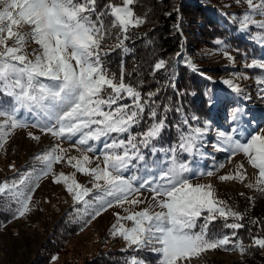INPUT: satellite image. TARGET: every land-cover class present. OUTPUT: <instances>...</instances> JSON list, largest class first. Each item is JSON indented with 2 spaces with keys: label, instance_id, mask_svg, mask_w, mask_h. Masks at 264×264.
Wrapping results in <instances>:
<instances>
[{
  "label": "snow or ice",
  "instance_id": "6c2138e0",
  "mask_svg": "<svg viewBox=\"0 0 264 264\" xmlns=\"http://www.w3.org/2000/svg\"><path fill=\"white\" fill-rule=\"evenodd\" d=\"M246 2L248 12L239 21L240 29L255 26L264 31V20L254 19L256 14L264 17V0ZM134 3L135 0H121L119 4L109 0L98 11L97 0H0V97L9 98L0 99V147L14 130L38 128L57 140L72 142L82 155L79 159L69 157L68 163L93 181L89 189L74 176L56 175L53 166L67 152L56 144L33 158L42 165L39 172L33 169L18 174L19 179L0 182V199L10 201V206L16 204V218L22 217L30 210L32 192L38 186L35 181L52 174L54 183L63 182L74 203L81 205L77 213L94 220L113 206L144 203L129 198L145 190L152 193L154 204L122 218L117 213L118 220H130L133 226L113 225L111 232L113 236H121L133 251L150 249L157 254L158 264H186L208 250H230L227 248L230 244L244 254L243 241L233 240L244 225L229 222V218L241 221L243 215L216 198L212 185L193 184L192 177L197 173L189 160L181 158L200 153L210 121L200 124L198 116L185 118L182 121L185 127L176 125L177 141L167 149L158 148L157 142L167 123L166 118H158L153 106L152 97L156 93L149 92L145 97L125 82L123 65L117 78L104 63V57L116 48L127 52L124 41L129 39L130 28L145 22L135 14ZM105 17H111L110 24H105ZM109 39H115L116 43L107 44ZM260 39L264 40V34ZM28 41L39 45L32 58L24 51ZM222 43L216 41L217 45ZM187 63L193 72L197 71L193 63ZM165 64L158 61L154 70L164 68ZM246 67L264 70V61L253 59ZM223 83L234 93L242 91L231 80ZM257 83L264 85V77H259ZM260 92L264 94V87ZM205 96L209 108L223 104L218 95L208 92ZM126 100L130 103L123 102ZM146 112L150 123L144 130L135 131L145 121ZM247 117L245 108L233 109L230 129L217 132V147L232 157L243 154L258 170L256 188L264 193V128L253 127L255 119ZM28 135L39 140L31 132ZM88 153H98L96 158L102 157L103 167L99 164L86 167L91 162ZM149 156L153 159L149 160ZM243 167L237 165L238 169ZM199 174L211 176L213 172ZM245 178L240 171L219 177L221 181L241 182ZM247 187L253 188V184ZM154 207L159 211H154ZM217 220L223 221L224 229L233 231L230 234L211 231ZM252 244L264 249V238L254 236ZM127 264L146 262L134 256Z\"/></svg>",
  "mask_w": 264,
  "mask_h": 264
},
{
  "label": "rangeland",
  "instance_id": "374dc122",
  "mask_svg": "<svg viewBox=\"0 0 264 264\" xmlns=\"http://www.w3.org/2000/svg\"><path fill=\"white\" fill-rule=\"evenodd\" d=\"M203 1L206 3H201L211 7L218 16L231 19L240 35L253 39L259 44V51L256 55L253 54L255 55L254 58L242 56L241 60L232 51L223 49L221 44L216 48H202L194 52L197 47L195 31L187 23L183 26H179L178 22L176 23L179 35L177 52H180V55L178 56L176 52L174 60L176 61L180 57L190 70L192 69L187 62L193 63L197 68L196 73L210 83L213 87V94L218 95L223 101L222 105L210 108L214 121L210 122V130L204 138L200 149L202 154L197 153L193 157L182 156L181 158L189 160L191 167L197 173L196 176L192 177L191 182L193 184L212 185L216 198L226 202L229 198L240 194H245L248 197L256 196L258 170L247 162L243 154L232 157L228 151L219 150L217 147V132L230 129V113L237 106L245 108L248 119H255L256 125L253 127L264 128V94L260 92L264 85L251 84L247 89H241L240 93H234L223 81L231 80L234 84L242 87V80L247 79V81L253 82L257 81L259 77H264V70L246 67L253 59L264 61V40L260 39V35L264 34V31L255 26H250L243 31L240 29L239 21L243 14L248 12L247 2L239 5L235 0ZM254 2L259 3L260 0H254ZM177 3L178 0H175L170 8L176 9ZM254 19L259 21L264 20V17L256 14ZM225 21H228L227 18ZM11 43L9 41V44ZM34 50H39V45L28 41L24 51L29 54L30 58H32ZM225 52L228 53L227 56L224 54ZM245 68L255 69L256 75L254 77L250 76ZM123 102L130 103V101ZM256 107L259 111L255 109ZM29 132L38 136L39 140L31 139L28 135ZM56 144H59L63 149H67V152L64 153L61 162L54 164V173L56 175L64 173L69 177L74 176L79 184L92 189V177L78 172L68 163L69 157L75 156L79 159L82 155L72 146V142L57 140L50 133H44L33 127L14 130L7 138V142L3 144V147H0V182L11 181L13 178L19 179L18 174L31 172L33 169L39 172L42 165L33 158ZM157 147L159 148V146ZM168 147L163 148L167 149ZM144 151L146 155H149L147 149ZM88 155L91 162L86 167L94 168L97 164L103 167L102 157L100 159L96 158L98 153H88ZM238 155L241 156L238 158ZM151 159L153 157L149 156V160ZM74 163L75 161H73ZM239 164H243L244 167L238 169L237 165ZM10 165L13 167H10ZM208 171H212L213 175L199 174ZM237 171L242 172L246 177L242 182L238 180L221 181L219 179L220 176L235 175ZM54 179L55 175L52 174L41 176L38 181H35V176H33V181L38 183V186L34 187L32 192V199L29 203L30 210L22 217L16 218L15 216L0 229V264H31L37 253L41 251L43 243L60 215L67 210L68 206L77 205V208L81 207V205L74 203L73 195L66 190L65 184L63 182L54 183ZM249 183L253 184V188L247 187ZM95 193L96 190L93 189L92 195ZM133 198L143 200L144 203L137 205L125 203L123 206H113L94 220L79 214L86 217L85 225L76 234L67 238L64 249L52 253L46 264H83L97 253L105 250H132V247H128V243L121 236H113L111 232L113 231V225H116L117 228L121 226L131 228L133 226V222L130 220H118L117 213L122 218L131 212L140 211L147 207L149 203L154 204L152 193L149 191L141 190L140 193L134 194L129 199ZM258 204L264 206V197L262 200L256 201V205ZM125 209H128V211H125ZM153 210L159 211V208L154 207ZM228 249L230 250L220 248L208 250L199 255H205V258L200 262L193 263L190 261L186 264H230L242 258L238 249L233 247ZM156 257L158 258V256Z\"/></svg>",
  "mask_w": 264,
  "mask_h": 264
},
{
  "label": "trees",
  "instance_id": "16d2710c",
  "mask_svg": "<svg viewBox=\"0 0 264 264\" xmlns=\"http://www.w3.org/2000/svg\"><path fill=\"white\" fill-rule=\"evenodd\" d=\"M174 1L135 0L133 5L135 14L144 18L145 22L139 27L130 28L129 39L124 41L127 52L116 48L104 57L106 67L115 73L117 78L123 65L126 83L133 85L145 97L149 92L156 93L152 97L155 101L153 106L157 109L158 118H166L167 123V128L157 142L159 147L170 146L177 141L179 130L176 125L181 124L182 128L185 127L182 124L185 118L198 116L199 123L212 119L205 93H213V87L205 78L188 69L182 59L174 60L179 43L177 22L179 26L187 23L195 31L197 47L194 52L202 48H216L217 40L223 42L221 44L223 49L232 51L240 60L242 56L254 58L259 51L258 42L240 35L235 27L218 16L211 7L205 6L199 0H178L177 8L172 9L170 5ZM235 1L239 5L246 3V0ZM111 2L119 4L121 0H111ZM107 3L109 0H97L98 11L103 10ZM110 21L111 17L104 18L106 25L110 24ZM106 43L114 45L116 40L109 39ZM160 60L166 62L165 67L154 70V65ZM245 71L252 77L256 75L255 69L245 68ZM173 84L175 87L172 86ZM0 99L6 101L9 98L0 97ZM165 107L169 110L165 111ZM149 123L146 112L145 121L139 129L134 130L142 131ZM192 123L197 122L192 121ZM263 197L264 193L257 190L256 196L248 197L240 194L226 201L228 206L244 217L241 221L229 218V222H240L244 225L237 231L233 240H242L246 248L244 254L240 252L242 258L230 264H264V249L252 244V237L264 238V206L256 205V201L262 200ZM16 208V204L11 203L10 206V201L0 199V229L9 220L15 218ZM76 210L77 205H71L60 215L43 243L41 251L37 253L31 264H46L50 255L62 251L65 240L85 225L86 217L79 215ZM222 225V220L213 222L211 231L220 234H230L233 231L224 229ZM231 247V244L227 246V248ZM134 256L148 264H158V258L150 253L148 248L141 251L105 250L83 264H127Z\"/></svg>",
  "mask_w": 264,
  "mask_h": 264
},
{
  "label": "bare ground",
  "instance_id": "6f19581e",
  "mask_svg": "<svg viewBox=\"0 0 264 264\" xmlns=\"http://www.w3.org/2000/svg\"><path fill=\"white\" fill-rule=\"evenodd\" d=\"M180 53V52H179ZM182 56V55H181ZM242 82V87H240L241 89H244V88H246L247 89V87H249L251 84H258L257 83V81H253V82H249V80L247 81V79H245V80H242L241 81ZM246 96V95H245ZM247 99V98H246ZM245 100V99H244ZM258 107H256L255 109H257ZM258 111H259V109H257ZM241 155H238V158L240 157ZM246 169V168H245ZM205 258V255H202V256H196L195 258H192L190 261L191 262H197V261H201V260H203Z\"/></svg>",
  "mask_w": 264,
  "mask_h": 264
},
{
  "label": "crops",
  "instance_id": "0c3cea01",
  "mask_svg": "<svg viewBox=\"0 0 264 264\" xmlns=\"http://www.w3.org/2000/svg\"><path fill=\"white\" fill-rule=\"evenodd\" d=\"M199 1H200V2H203V3L205 2V1H203V0H199ZM205 3H206V2H205Z\"/></svg>",
  "mask_w": 264,
  "mask_h": 264
}]
</instances>
